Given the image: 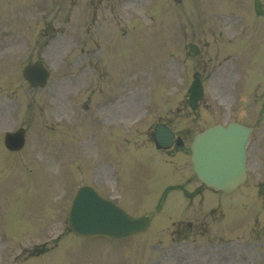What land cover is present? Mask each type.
<instances>
[{
    "label": "rangeland",
    "instance_id": "374dc122",
    "mask_svg": "<svg viewBox=\"0 0 264 264\" xmlns=\"http://www.w3.org/2000/svg\"><path fill=\"white\" fill-rule=\"evenodd\" d=\"M260 17L245 0H0V264L25 263L16 238L22 250L45 246L49 264H264V207L254 189L264 180V120L259 108L256 121L247 109L264 107ZM190 42L199 56L187 57ZM36 59L51 73L44 89L22 78ZM194 71L205 94L191 113ZM248 115L256 144L247 187L205 191L189 161L193 135ZM163 121L182 136L181 154L152 147ZM20 127L26 145L10 153L3 134ZM82 185L132 216L149 215L152 227L123 241L68 235L66 215ZM172 185L181 193H166ZM208 209L222 211L226 227L206 219L201 238L171 239L173 223L195 225Z\"/></svg>",
    "mask_w": 264,
    "mask_h": 264
},
{
    "label": "water",
    "instance_id": "95a60500",
    "mask_svg": "<svg viewBox=\"0 0 264 264\" xmlns=\"http://www.w3.org/2000/svg\"><path fill=\"white\" fill-rule=\"evenodd\" d=\"M24 75L33 84L46 77L38 64L27 67ZM190 92L197 101L201 96L198 82L192 85ZM248 133L242 127L229 125L226 129L214 127L197 135L191 149V161L197 177L207 186L225 193L234 190L245 179L244 149ZM163 140L167 141L166 137L159 136L157 143L162 144ZM5 144L11 150L19 149L23 144V132L7 134ZM147 221L132 219L100 199L91 189L81 188L72 203L68 227L76 235L124 237L144 230Z\"/></svg>",
    "mask_w": 264,
    "mask_h": 264
}]
</instances>
